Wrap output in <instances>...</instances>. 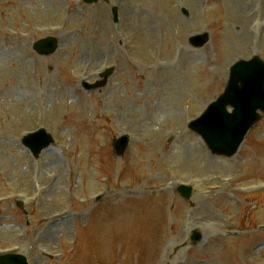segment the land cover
I'll return each instance as SVG.
<instances>
[{"label": "rangeland", "instance_id": "rangeland-1", "mask_svg": "<svg viewBox=\"0 0 264 264\" xmlns=\"http://www.w3.org/2000/svg\"><path fill=\"white\" fill-rule=\"evenodd\" d=\"M203 32L209 42L192 48ZM46 36L58 48L38 56L32 43ZM253 55L264 60V0H0V253L264 264V118L230 158L186 128ZM108 67L104 88L82 89ZM29 83L47 91L27 94ZM38 128L54 143L35 159L20 138ZM120 135L130 143L116 157ZM193 228L203 240L185 246Z\"/></svg>", "mask_w": 264, "mask_h": 264}, {"label": "water", "instance_id": "water-1", "mask_svg": "<svg viewBox=\"0 0 264 264\" xmlns=\"http://www.w3.org/2000/svg\"><path fill=\"white\" fill-rule=\"evenodd\" d=\"M94 1L85 0L86 3ZM207 40V35H200L192 37L190 43L202 46ZM34 46L40 54H50L56 44L48 40ZM227 106L233 108L232 113L227 112ZM258 110L264 114V62L253 57L249 61H238L230 68L224 93L190 124V129L202 137L213 154L230 157L236 152L246 132L259 119ZM22 142L37 156L52 140L45 131L39 130L24 137ZM126 146V137H120L114 143L116 150L121 152ZM179 191L184 198H189L190 189L181 187ZM0 263L26 264V261L21 257L7 256L0 258Z\"/></svg>", "mask_w": 264, "mask_h": 264}, {"label": "bare ground", "instance_id": "bare-ground-1", "mask_svg": "<svg viewBox=\"0 0 264 264\" xmlns=\"http://www.w3.org/2000/svg\"><path fill=\"white\" fill-rule=\"evenodd\" d=\"M167 61H166V63L168 62V60L169 59H166ZM165 63V64H166ZM164 64V65H165ZM23 91L25 90V92L27 93V94H29V90H33V92H35L36 93V95L37 96H39V94H42V93H44V92H46L47 91V89H46V87L45 86H39V85H37V84H33V83H29V84H27V85H23ZM33 95H30L29 97H32ZM187 175H184V178L186 177ZM220 189H224L223 188V185L221 184L220 185V187H219Z\"/></svg>", "mask_w": 264, "mask_h": 264}]
</instances>
